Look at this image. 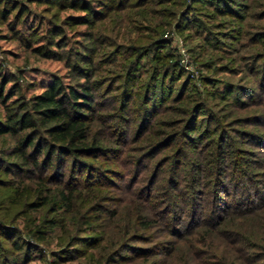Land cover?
Listing matches in <instances>:
<instances>
[{
  "label": "rangeland",
  "instance_id": "rangeland-1",
  "mask_svg": "<svg viewBox=\"0 0 264 264\" xmlns=\"http://www.w3.org/2000/svg\"><path fill=\"white\" fill-rule=\"evenodd\" d=\"M85 1L99 15L64 8L60 0L0 4V12L4 3L14 9L0 18V73L11 81L6 92L19 89L8 105L29 101L55 79L78 89L90 84L92 134L112 152L97 161L110 180L102 174L100 184L92 179L80 187L69 214L54 212L51 204L25 208L37 195L36 181L16 193L20 182H12L20 180L0 171V220L18 229L0 237V264L4 257L8 264L15 257L20 264H264V230L256 216L230 214L216 227L217 216L230 213L246 189L264 193V0ZM80 15L92 24L73 20ZM169 47L179 70H170L174 80L147 95L156 71L171 63L155 61L150 52L164 54ZM48 50L53 58L44 54ZM131 61L135 77L127 75ZM127 76L130 97L123 102ZM214 91L222 97H211ZM143 100L155 106L144 119ZM194 105L201 106L194 111ZM5 113L0 102V118ZM168 134L174 137L150 149ZM17 139L0 136V158L12 153ZM222 165L229 188L227 195L219 188L224 204L216 208L215 174ZM23 192L24 200L11 205ZM192 202L197 216L212 224L187 229ZM24 210L39 224L61 221L44 240L28 238L36 245L28 255L13 246L28 235ZM255 211L260 215L264 204Z\"/></svg>",
  "mask_w": 264,
  "mask_h": 264
},
{
  "label": "trees",
  "instance_id": "trees-1",
  "mask_svg": "<svg viewBox=\"0 0 264 264\" xmlns=\"http://www.w3.org/2000/svg\"><path fill=\"white\" fill-rule=\"evenodd\" d=\"M1 1L0 4L2 3ZM60 2L64 8H72L87 14L93 13L99 15L100 13H96L91 3L85 0H60ZM4 4L5 5L0 12L1 19L9 17L14 10L9 8L6 3ZM100 6H102V8L108 7L104 4ZM75 19L79 20L78 22L81 24H92V21L84 15L73 18V20ZM58 28L59 27H57L58 31H56L57 36H62L63 31L61 28ZM165 44L167 45L160 47L162 50L165 48L167 50V46L169 45L167 42H165ZM157 50L158 49L150 52L152 58L155 59V61L161 60L162 58L163 60L169 58L171 60L170 69H166L163 72L159 70L156 71L157 74L153 77L155 82L152 84L153 90L148 88L146 92L147 95L149 94V91H151V93H157L159 92V89L162 90L163 86L166 85L167 80H174L173 74H170L169 71H177L180 66V63L177 60H174V54L171 53L170 47L164 54L159 53L162 52V50ZM44 54H47L46 56L48 58H53L52 56L55 53L54 51L48 50L46 52L44 51ZM163 60H161V62H163ZM134 61H131L128 65L127 75L129 77H135V73H133ZM79 70L86 71L89 69L79 68ZM261 73L264 75V62L261 66ZM82 76L88 77L87 74ZM128 76L124 83L123 102L124 99L127 98L128 100L130 97V95H128L129 89H127L128 82L130 81ZM158 77L160 78V81H158ZM9 82L11 81L3 75V72H1L0 102L6 107V113L4 117L0 118V136H15L18 139L12 153L6 155L7 158L1 156L0 171L20 180L15 181L14 183L12 182V185L19 184L17 182H20L16 189V193L19 192V189L24 182L31 180L36 181L38 184L37 195L32 202L25 204V208L33 211H40L51 204L54 212L62 211L65 214H69L73 211V204L78 196L76 193L80 187L83 186L85 188V186H88L93 182L91 181L92 179H96L94 180L95 186L100 184V179L103 176L102 174H104L109 180L111 178V174H109L106 169L97 165V161H99L100 158L107 156L112 152H110L101 139L92 134V124L96 119L93 110L95 98L93 94L94 88L90 84H85L79 89L71 86L66 87L59 79H55L48 85L43 93L34 96L27 102H15L13 106L10 107L8 102L13 96H15L13 92L19 91V89L11 90L12 88L10 87L6 92V87ZM207 83L211 84L214 82L210 81ZM150 85L148 86L150 87ZM226 87L231 88L228 84ZM230 92H233V90H230ZM210 96L217 98L222 97L217 95L216 91ZM145 98L146 97H144V100ZM144 100L143 104L145 107L141 112V117H143V119L147 116V112L155 107L153 105L156 103V98H152V101L154 102L151 106L152 108L146 106V101ZM248 101L255 102V100ZM129 102L131 103V100ZM199 106L201 105H194L192 109L195 111ZM87 112H89V114ZM209 116L212 118L213 115L211 112H208L207 117ZM254 118L256 117H252V119ZM143 124L144 123L142 122L139 129L142 128ZM216 133L217 131L214 132V134ZM173 137L174 135L168 134L162 140L153 144L150 149L154 146L156 147V145L161 146L165 142L167 143ZM219 141L220 142H218L215 147L216 156H220L218 153L221 152L220 148L218 150V146L221 144V140ZM218 171H216L214 182V186H217L218 184V186L214 188L215 191L218 192L214 193L215 195H218L216 199H214L216 208H220V206L224 204L223 198L220 197L222 195L220 194L219 188L225 187L224 192L226 195L229 188V185H226V182L223 180L224 177L222 178V172L224 171L223 165ZM219 180H221L222 183H218ZM0 183L4 184V181L0 180ZM260 195L264 197L263 192L260 193L258 190L250 191L249 189H246L243 195L233 201L235 207L230 210V213L226 211L223 212L222 215L217 216L216 219H218V222L216 224L218 225H216V227L222 226L225 220L224 218L228 215L236 214L243 217L250 216V218L256 216V219L259 220L260 228L264 230V211H262L260 215L255 211L264 204V199H260ZM25 196H27L26 192L21 193L11 205L16 206L20 204ZM54 196H56V199ZM255 197H259L258 203L254 202ZM54 201H57L59 204L53 203ZM242 205L245 206L241 207ZM10 214L11 211L7 212L5 216L8 217ZM23 216H25L26 220V226L24 228L28 235L25 238H22L21 242L14 240L13 246L17 252H23L25 250L26 255H28V250L32 249V247H36V245L32 243V239L28 238L44 240L46 238L45 233L50 229L56 228L61 221L47 219L43 221V224H39L37 223L39 220L37 221V218L33 219L32 217H29L25 210ZM204 220L201 219L199 214L197 216V210L192 202V223L187 229H193L196 225L195 228L202 224H212L209 218ZM11 221L14 222V218H12ZM6 222V218L0 220V237L10 238L12 235H17L18 229ZM28 224H30L29 227H27ZM244 232L250 234L247 229H245ZM178 233L181 234L180 232ZM241 241H245L243 236ZM2 260L3 264H8L7 258L4 257ZM19 262L18 258L15 257L10 261V264H20Z\"/></svg>",
  "mask_w": 264,
  "mask_h": 264
}]
</instances>
